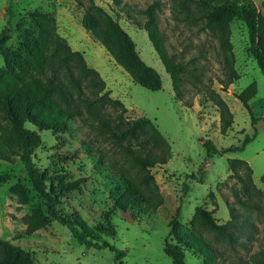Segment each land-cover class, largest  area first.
I'll return each instance as SVG.
<instances>
[{"label": "rangeland", "instance_id": "obj_1", "mask_svg": "<svg viewBox=\"0 0 264 264\" xmlns=\"http://www.w3.org/2000/svg\"><path fill=\"white\" fill-rule=\"evenodd\" d=\"M94 0L113 19L118 20L136 44L142 60L153 67L162 79V89L153 91L132 81L129 74L112 58L103 45L81 25L84 8L78 0H0V33L9 25V38L0 44V70L18 80L51 78L59 70L55 48L57 37L79 51L88 67L98 71L110 96L120 99L127 108L124 117L140 116L154 121L170 145V158L164 165L151 168L163 196V204L149 214L139 216L115 207L112 194L123 189L120 167L131 169L120 149L100 133L98 122L84 112L65 130L40 132L42 144L33 159L48 175H63L66 180L80 179L69 191H60L57 209L65 217H81L100 239L107 240L124 252L121 264H173L164 252L168 222L177 213L188 223L194 208L201 205L213 211L219 223L229 218V209L248 217L253 227L243 230L254 239H240L241 244H228L215 239L210 231L204 237L226 259L247 258L263 245L264 233V74L249 52V38L244 23H230L231 48L239 78L225 90L222 54L224 49L215 30L205 26L193 13L194 0H157L159 26L168 52L183 63L185 70L183 101L175 98L171 79L148 35L133 20H142L141 10L153 0ZM246 6L245 0H232ZM264 14V0H252ZM131 15V17L128 16ZM257 82V94L249 102L251 112L236 97L251 82ZM211 90L227 103L233 123L225 135L220 133L219 110L209 100ZM88 93V88H84ZM184 101L191 102L187 107ZM111 111L110 108H108ZM254 119V121H253ZM254 138L241 151L207 156L203 142L211 140L218 150L241 145L246 135ZM83 142L92 146L89 154ZM24 140L0 103V173L11 178L0 185V238L31 252L33 264H118L109 248L96 249L79 244L65 226L50 224L31 234L25 232L23 216L43 204L28 181L20 155ZM102 155L103 162L97 158ZM229 158H239L252 168L251 199L259 208L245 209L235 193L242 194L240 182L228 167ZM132 171V170H131ZM244 175V170L238 168ZM21 182L30 201L19 204L9 186ZM244 197V195H241ZM185 264H203L185 250Z\"/></svg>", "mask_w": 264, "mask_h": 264}, {"label": "trees", "instance_id": "obj_2", "mask_svg": "<svg viewBox=\"0 0 264 264\" xmlns=\"http://www.w3.org/2000/svg\"><path fill=\"white\" fill-rule=\"evenodd\" d=\"M245 1L247 5L242 7L232 0H194L195 17L203 20L206 27L217 32L220 45L224 49L223 59H220L224 63L225 79L220 80L224 90L239 78L233 58L226 55V50L231 48L230 23L235 19L246 26L249 52L264 74V14L257 9L252 0ZM78 3L84 8L82 27L103 45L115 62L129 74L132 81L153 91L161 90L160 75L142 60L135 42L118 20L96 5L94 0H78ZM158 9L159 2L153 0L141 10L142 20L134 17L133 20L146 31L170 76L175 98L183 101L182 72L185 68L182 62L177 61L168 52L166 40L159 26ZM128 16L131 17L130 14ZM8 38L9 25H6L0 33V44ZM55 56L59 70L51 78L36 77L21 81L13 74L6 75L0 70V103L24 140L20 158L24 163L28 181L43 201V204L32 207L30 212L23 216L25 232L31 234L44 228L53 219L65 225L79 244L96 249L109 248L114 252L115 260L121 264L123 251L118 250L109 241L100 239L81 217L74 216L69 219L57 209L58 193L75 189L80 179L66 180L63 175H48L36 165L33 156L35 150L42 144L40 132L65 130L84 112L92 116L98 122L100 133L105 134L130 163L131 169L119 168L124 188L122 190L117 188L112 194V199L115 207L123 211L129 210L133 216L152 213L163 204V196L151 168L167 163L170 158V145L151 119L144 116L125 118L127 108L123 102L110 96L111 91L106 89L105 81L98 71L88 67L83 55L72 50L62 37L56 39ZM84 88H88L87 94ZM257 91V82L253 81L236 95L250 113L252 112L249 102ZM208 98L219 110V130L225 135L233 123L232 113L224 99L214 90L210 91ZM184 105L192 106L188 101H184ZM254 136L255 134L246 135L241 145L222 150H218L209 139L205 140L203 145L207 156L241 151ZM83 144L86 151L91 154L92 146L87 142ZM97 161L103 162L102 155L98 156ZM227 163L233 176L242 182L241 191L244 197L238 191L235 193L239 205L245 209H258L259 205L251 199L253 196L251 188L254 189L253 171L248 162L239 158H229ZM238 168L244 170V175L238 172ZM10 178L9 173H0V185ZM9 192L16 196L19 204H28L30 201L28 190L21 182L10 185ZM228 209L230 218L224 223H219L212 210L197 205L190 221L184 223L178 219L177 208L176 215L168 222L169 230L163 248L172 263L185 264V250H190L203 264H264V233L261 238L263 245L258 251L247 258L234 259L223 257L222 253L204 237L203 231H210L215 239L224 240L230 245L241 244V237L249 242L254 239L243 232L244 229L254 226L248 221V217L239 214L233 208ZM0 264H33L31 252L0 238Z\"/></svg>", "mask_w": 264, "mask_h": 264}]
</instances>
